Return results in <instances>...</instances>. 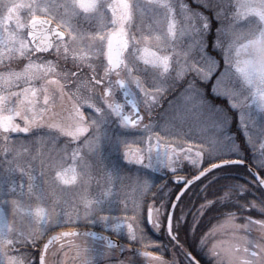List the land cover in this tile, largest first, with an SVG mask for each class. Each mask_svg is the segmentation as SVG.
Masks as SVG:
<instances>
[{
  "label": "snow or ice",
  "instance_id": "6c2138e0",
  "mask_svg": "<svg viewBox=\"0 0 264 264\" xmlns=\"http://www.w3.org/2000/svg\"><path fill=\"white\" fill-rule=\"evenodd\" d=\"M262 50L264 0H0V264H264Z\"/></svg>",
  "mask_w": 264,
  "mask_h": 264
},
{
  "label": "rangeland",
  "instance_id": "374dc122",
  "mask_svg": "<svg viewBox=\"0 0 264 264\" xmlns=\"http://www.w3.org/2000/svg\"><path fill=\"white\" fill-rule=\"evenodd\" d=\"M149 26H151L152 28H155L156 27V24H155V21H154V17H153V13L149 12L145 15L144 19H143V23H142V27L144 28V31L147 32L149 30ZM162 103H164V108H167V103H166V100L165 101H162ZM160 111H163V110H160ZM157 119H159V116H157ZM93 175L97 177V179H99V174L98 172L94 171L93 172ZM155 176H159L157 173L154 174ZM240 179H243V174L241 173L240 174ZM103 184V181H101V184L98 185L96 183L95 180H93L92 184H91V187H90V193L92 196H97L98 193L100 192L101 190V186ZM68 188V194L69 196H72V195H75L78 191H80L79 188H75L73 186H67ZM105 208L107 207L106 205L104 206ZM100 215H108L110 217H114V216H120V215H123L122 211H119V210H113L112 212H108V211H104V212H101ZM95 219V218H93ZM93 227V226H98L100 230L104 231V232H107L109 233L111 236L119 239L110 229V227H105L104 223L103 222H100V221H96L94 223L92 222H89V221H86V220H79V221H76L74 224H71V225H64L63 226V229L61 228V226L57 225L55 226L57 231L59 230H67L68 228H75L76 230H80V229H83L84 227H87V228H90V227ZM157 241L159 242V238L156 237ZM122 242H126V241H122ZM124 255H128V253H125ZM167 258H170V257H166Z\"/></svg>",
  "mask_w": 264,
  "mask_h": 264
},
{
  "label": "flooded vegetation",
  "instance_id": "af4514ba",
  "mask_svg": "<svg viewBox=\"0 0 264 264\" xmlns=\"http://www.w3.org/2000/svg\"><path fill=\"white\" fill-rule=\"evenodd\" d=\"M157 174L160 175L159 173H157ZM90 230L100 231V232H103V233L109 234V233H107V232H104V231L100 230L98 226H93V227L91 226L90 228L84 227L83 229H80L79 231H80V232H89ZM109 235H110V234H109ZM153 235H155L156 237H158L160 241H164V242H166V240L164 239V237L158 236V235H156V234H153ZM88 239H89V241L92 240L91 237H89ZM97 243H101V242H97ZM164 254H165V258H166V257H170V256H169V253L165 252Z\"/></svg>",
  "mask_w": 264,
  "mask_h": 264
},
{
  "label": "water",
  "instance_id": "95a60500",
  "mask_svg": "<svg viewBox=\"0 0 264 264\" xmlns=\"http://www.w3.org/2000/svg\"><path fill=\"white\" fill-rule=\"evenodd\" d=\"M89 232H95V231H89ZM95 233H97V234H104V233H101V232H95ZM104 235H106V234H104ZM109 236V235H108ZM112 239H114V240H116V238H114V237H112V236H110Z\"/></svg>",
  "mask_w": 264,
  "mask_h": 264
},
{
  "label": "clouds",
  "instance_id": "9594fccd",
  "mask_svg": "<svg viewBox=\"0 0 264 264\" xmlns=\"http://www.w3.org/2000/svg\"><path fill=\"white\" fill-rule=\"evenodd\" d=\"M258 54H259L262 58H264V50L260 51Z\"/></svg>",
  "mask_w": 264,
  "mask_h": 264
}]
</instances>
